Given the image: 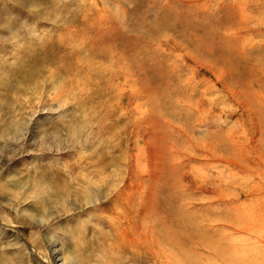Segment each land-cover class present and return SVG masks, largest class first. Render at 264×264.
I'll use <instances>...</instances> for the list:
<instances>
[{"label": "rangeland", "instance_id": "obj_1", "mask_svg": "<svg viewBox=\"0 0 264 264\" xmlns=\"http://www.w3.org/2000/svg\"><path fill=\"white\" fill-rule=\"evenodd\" d=\"M36 83L59 100L30 152L0 141V264H264V0H0V132Z\"/></svg>", "mask_w": 264, "mask_h": 264}, {"label": "bare ground", "instance_id": "obj_2", "mask_svg": "<svg viewBox=\"0 0 264 264\" xmlns=\"http://www.w3.org/2000/svg\"><path fill=\"white\" fill-rule=\"evenodd\" d=\"M65 59H66V57H65ZM45 73L46 72H43V74H45ZM35 85L36 86H34V87H29L28 89H24L23 90V92H24L23 99L24 98L25 99L20 104L19 110L16 111V115L13 117V120H11V122H9V124L5 123L3 125L4 127L2 126L3 128H2V131L0 132V141H1V143H3V146L1 144V147H2L3 150H6L7 147L11 148V149L8 148L9 149L8 152H10V151L11 152H14L13 149L15 147H17V149H19V150H22L23 148H25V150H26V147L25 146H28L29 145V144H27V142L32 139V138H30L32 136V131H31V127H30L31 120L36 116V113L38 114V111L39 112L43 111L45 109L44 107L47 104H49L51 102H58V100H59V98L56 97V96L55 97L52 96V99H49L48 97L45 98V95L43 94L42 88L40 87V85L38 83H36ZM53 139H55L54 141H56L58 143V146L57 147H55V146L52 145L53 142H52V138L51 137L44 136V137H42V140L43 141H40V143H36V145H35L36 147L34 148V150L39 152V151H44L45 149L55 148L56 149L55 152L57 153L62 148V141L60 140L59 137L58 138H53ZM41 148L42 149L45 148V149L42 150ZM26 151L27 152H30L28 150H26ZM7 154L8 153H1L0 154V164L2 165V167L0 168V178L1 179H2V176H3L4 171L6 172L8 170L7 169V166H5V163H3L4 161L6 162V159L8 158V156L11 153H9L8 156H7ZM12 154H14V153H12ZM103 170H105V172H107V171H109V167L108 166H104L103 167ZM73 174H74V172H73ZM99 175H100V173H92V174H87L86 175L85 172H84V170H81L80 173L78 172L77 175H73L74 180H77V177H78V179L81 178L82 183L80 184V186L74 188V189H76L74 196L77 197V198H79L81 201L83 200L85 202V207L86 206H90V207L91 206H94L95 207V206L98 205V203L100 204L99 200H96L94 196H95L96 193L98 194L101 191L102 185L104 186L103 183H104L105 180L102 182L101 181V178L99 177ZM70 182L73 183L72 180ZM70 185H68L69 187H66V185H63V190L61 189L62 187L61 188H54V189H57L56 190L57 195L66 194V196L69 197L68 194H70V189H69L70 188ZM48 187L44 186V188L43 187L42 188L39 187V188H36V189H38V190L40 189V191H43L42 189H44L48 193L49 192ZM113 190H116V188H112V190L110 191V193L113 192ZM50 192H51V194H53L54 196H56L54 194V190H52ZM108 196L109 195H106L105 198L108 199ZM76 201H77V199H76ZM61 205H62V203H61ZM62 207H57V209H58L57 212L56 211L55 212L52 211V212L46 213V215L43 216V217H41L40 219H37L34 216H27L26 217V220L29 221V224L28 225H30L32 227L33 225L37 224V228L40 225H41V227H45V226L46 227H49V226H51L54 223V221H56L58 219V215H60V214H62V213L65 212ZM9 209H10V206H9ZM59 209H62V212H59ZM12 210L14 212H16L17 214H20V212L18 211V209H15V208L10 209L11 212H12ZM0 215L3 218H5L6 216H8V215L5 214V212L4 213L1 212ZM11 222H12V224L15 223V224L20 225V226H25L26 225V224H24L22 222H18V221H11ZM0 232L6 238L7 248L8 249H11V250L13 249L14 254L16 256L19 255V253L22 252V251H20V249L22 248V250H23V247L21 246V244L18 241V239L15 236H13V235L8 234L5 230L0 229ZM39 235L40 234L37 233V232H35V233L31 232V240H32L33 244L36 243L40 247L41 243H39V242L42 241V242H44V247H46V248L49 249L50 246H51V243L53 241L52 240L50 241L49 238H45V239L42 240V238ZM178 247L183 248L182 254L180 255L181 256V260L185 261V263L188 264L190 259L188 260V255L185 252L186 247L182 246V244L179 245ZM122 250H123V253L121 252L122 255H121L120 261L121 260H124V258L126 256V254H124V253H126V251L124 250V246H123ZM133 250L136 251V252H138V250L136 248H134ZM112 252H113V250H112ZM139 252H140V250H139ZM107 257H109V256L107 255ZM120 261H116V264H120ZM141 261L140 262L138 261V262L141 263ZM65 262L63 264H66Z\"/></svg>", "mask_w": 264, "mask_h": 264}]
</instances>
